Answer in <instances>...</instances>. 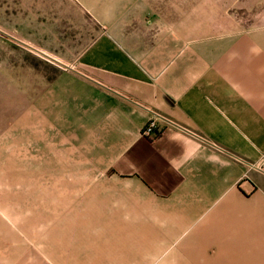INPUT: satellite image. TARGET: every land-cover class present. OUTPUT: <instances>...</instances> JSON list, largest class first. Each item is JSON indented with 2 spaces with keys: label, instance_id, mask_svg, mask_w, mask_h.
I'll return each instance as SVG.
<instances>
[{
  "label": "crops",
  "instance_id": "1",
  "mask_svg": "<svg viewBox=\"0 0 264 264\" xmlns=\"http://www.w3.org/2000/svg\"><path fill=\"white\" fill-rule=\"evenodd\" d=\"M8 9L11 33L66 66L36 105L58 161L135 203L156 225V257L264 264V0Z\"/></svg>",
  "mask_w": 264,
  "mask_h": 264
},
{
  "label": "rangeland",
  "instance_id": "2",
  "mask_svg": "<svg viewBox=\"0 0 264 264\" xmlns=\"http://www.w3.org/2000/svg\"><path fill=\"white\" fill-rule=\"evenodd\" d=\"M8 8L0 0V264H186L156 257V225L142 210L112 202L102 177L89 180L44 143L36 105L66 66L43 54L57 50L11 33Z\"/></svg>",
  "mask_w": 264,
  "mask_h": 264
},
{
  "label": "built area",
  "instance_id": "3",
  "mask_svg": "<svg viewBox=\"0 0 264 264\" xmlns=\"http://www.w3.org/2000/svg\"><path fill=\"white\" fill-rule=\"evenodd\" d=\"M157 126H156V120L151 119L145 126L143 130V135L146 137H152L156 134ZM260 171L264 172V158L260 162V164L257 167Z\"/></svg>",
  "mask_w": 264,
  "mask_h": 264
}]
</instances>
